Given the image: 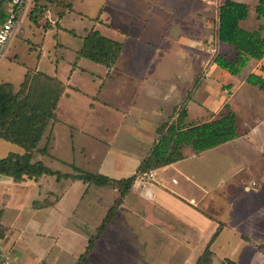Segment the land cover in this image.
I'll return each instance as SVG.
<instances>
[{
	"label": "crops",
	"instance_id": "0c3cea01",
	"mask_svg": "<svg viewBox=\"0 0 264 264\" xmlns=\"http://www.w3.org/2000/svg\"><path fill=\"white\" fill-rule=\"evenodd\" d=\"M7 1L1 5L3 10L6 9ZM74 1H71V7L66 8L65 12L73 10ZM161 1L145 0L146 6H138L141 10L147 8L146 12H141L146 14L143 16L144 19H140L143 15L139 13L140 11L134 8L129 10L127 3L120 0H114V4L107 6L110 12L115 14L116 25L105 18L101 20L100 16L90 17L96 21L90 28H85L80 35L81 45L83 34L91 29H96L104 35L97 25L110 31V36L104 35L105 37L122 43L117 59L110 66L95 62L102 65L103 70L97 71L95 66L86 64L87 61L92 60L76 57V52L81 46L75 51L74 60L68 64L65 63L62 69L61 63L53 66L51 72L34 67V73L40 72L56 77L64 86V91L54 110V117L39 144L40 148H46V153L39 154L38 159L44 160L47 157L65 166L72 165V172L62 173L76 174L77 170L85 171L79 163L72 162L76 155H82L83 159L88 162L90 158H86L87 155L90 156L93 153L92 150L95 149L87 142H83V139L86 135L93 133L100 135L102 127L106 129L111 122H114L117 124V129L114 137L111 138L108 151L114 150L121 156L119 164L115 165L118 173L116 176H110L100 171L106 155L98 161L99 170L96 172L112 178L128 177L137 171L141 160L149 152L157 137V127L161 123L176 120L182 110L185 113L184 123L211 120L225 110V104H229L236 115L239 136L218 146L224 147L231 142H237V145H241V149L243 148L247 153L252 152L248 154L249 165L253 166L251 172L258 170L257 167L261 169V166H264V130L261 128L264 120L256 113L252 114L253 117L246 116L239 121L237 104L236 101L233 102L236 97L239 98L241 89L245 91L244 96L248 97L243 98L244 101L250 103L251 89H256L264 95V91L245 80L250 73L264 78V55L260 59H249L240 73L231 74L215 64L213 49L205 51L202 48L205 38L203 29L201 28L199 34L188 30L192 22H198L200 26L203 24L205 10L203 0H195L194 7L185 0H172L171 3L164 0L165 4L160 3ZM235 1L248 5V16L241 21L243 27L254 30L261 26L264 29V16L257 17L255 12L258 0ZM222 2L223 0H215V29L218 24V8ZM160 4H162L160 13L164 16L159 12H154ZM250 5L254 8L252 15L249 14ZM51 9L50 12L44 13V16H49L50 24L47 28L43 27L41 18H37L36 22L39 20L45 31L55 28L54 36L57 37L59 31L70 29L61 24V17L64 13L60 16L58 8ZM156 13H158L157 21L154 15ZM1 17L4 15L0 14ZM252 19L256 21L253 25L250 23ZM147 20H152L155 27L159 29L155 30L153 26L148 27ZM134 21L139 23L136 24L135 30H132ZM131 22L133 24L129 29ZM192 32L195 33L192 34ZM215 37L217 38L216 34ZM162 42L167 48L166 54L159 53L160 49L156 51L159 47L157 44L161 45ZM55 44L58 45V49L69 48L63 43L58 44V41ZM44 49L43 45L37 47L39 55L43 58L46 52L43 51ZM75 62L76 65L73 66ZM196 78L198 86L195 85ZM10 83L14 84L17 89L20 82ZM220 92L228 94L223 101H218L223 97ZM252 110L251 108L248 113ZM255 111L259 112V108ZM239 123H248V125L242 128L238 125ZM60 124L69 127L68 136L63 133L65 151L70 156L68 158L59 156V145H63L56 142ZM75 132H77L76 135ZM0 142L5 149L12 148L10 152L23 153V148L13 142L2 138ZM213 149L215 147L196 153L187 146L183 149V158L155 168L151 179L143 180L140 177L141 174L138 175L131 189L124 195L117 211L93 243L86 256V262L83 264H194L207 249L211 256V252H215L213 246L219 239V232L222 228L220 226L215 232V206L218 202L215 199V164L208 170V160L205 158L208 156V151ZM251 159L255 161L252 162ZM257 162L260 163L255 165L254 163ZM53 170L59 171L57 168ZM121 172H127V175L124 176ZM23 177L0 172V182L13 183L14 181L15 188L17 186L30 187V191L33 189L36 194L35 198L34 195L31 196L32 199L28 195L25 205L15 206L16 211L11 216L1 217L4 207L0 208V248L9 250L19 264H49L58 258L57 254L50 259L44 258L39 252L34 253L33 245L28 239H24L22 233H18L26 228L24 219L27 216V209H30L28 211L30 213L35 209L43 210L42 217L51 213L49 231L57 244L55 251L57 247L60 249L58 241L60 236L70 234V229L75 235L87 236L85 250L88 240L96 234L107 210L119 195L117 188L112 186L111 195L107 201V195L102 192V186L96 185L101 190L92 191H95L94 198L95 200L97 198L96 205L99 207L92 213L90 208L93 207L84 206L79 209L78 206L95 184L84 183L80 179H66V177L56 179L53 176L51 180L54 183L53 189L46 190L45 193V183L49 182L48 179H44L46 176L36 179H23ZM79 181L83 183L84 190L79 197L74 198L70 211L65 212L62 209L63 202L70 188ZM34 199L40 201V204L38 202L33 210ZM104 209L103 218L98 224L96 219L99 215L95 212H101ZM141 220L145 227L153 226L149 234L157 236L156 241L150 239L146 244L144 240L139 241L135 237L143 232L139 228ZM77 223L81 226L78 227ZM55 227H59V230L55 231ZM89 235H91L90 238ZM126 243L132 249V256L129 259L124 258L122 254L123 244ZM102 246L108 247V250L106 251ZM99 250L104 255L98 263L95 262L93 256ZM146 251L153 252L152 256H147L144 253ZM48 259H50L49 263H45ZM212 261L210 259L208 264H212Z\"/></svg>",
	"mask_w": 264,
	"mask_h": 264
},
{
	"label": "rangeland",
	"instance_id": "374dc122",
	"mask_svg": "<svg viewBox=\"0 0 264 264\" xmlns=\"http://www.w3.org/2000/svg\"><path fill=\"white\" fill-rule=\"evenodd\" d=\"M67 1L68 0H34L32 10L34 12V8L39 9L43 6L40 9L41 14L37 18L42 19L41 23L43 24L44 28H47V26L50 24L48 18H44L45 10H50L53 7L56 9L58 8L59 11L62 10L64 14L61 17V24L70 30H74L75 33L72 34L70 31L68 32L64 30L59 31L56 35L57 37H55V28H50L48 31H45L40 25L39 20L36 22L33 20V18H29V15L24 17L16 36L13 38L6 55L3 57L4 59L2 58L0 60V83H19L25 77L26 70L31 69V73H34V67H37L42 71L51 72V70L53 71V66L61 63L62 69L65 63L68 64V62L74 60L75 51L81 46L80 35L83 33L84 29L90 28L96 21L90 17L100 16L101 20L105 18L108 22L114 25L117 24L115 14L110 12V9L107 7L114 4V0H75L73 2V10L65 12L61 8V4L63 3V5H65ZM120 1L127 3L126 6H128L129 10L134 8L136 11H140V14H143L141 12L147 11V8H142L141 10L138 7L146 6L145 0H134V2L133 0ZM167 1L169 3L172 2V0ZM165 2L166 1L162 0L160 3L165 4ZM185 2L190 4L192 7L196 5L195 0H185ZM197 6L199 9V1L197 2ZM103 7L104 10H102ZM203 7L205 9L203 24L200 26L198 22H192L189 25L190 27L188 30L196 31V33L199 34L201 33V28L203 29L205 38L202 48L205 51H211L213 49V54L215 56L217 54H229L231 56L233 53L230 48L220 43L215 37V0H203ZM160 10H162V4L157 6V9L154 12L160 13ZM253 10V6L250 5L249 14L252 15ZM84 14H87L88 16H85ZM160 14L164 16L163 13ZM144 15L146 14L140 16V19H144ZM154 15L157 21L158 13ZM1 21L2 20L0 18V23ZM147 21L149 22L148 27L153 26L155 30L159 29V27H155V25L152 23V20ZM255 22V19L250 21L252 25ZM138 23V21L137 23L134 21L132 30H135L136 24ZM132 24L133 22L130 23L129 29L131 28ZM97 28L101 29V32L104 35L110 36L109 30L104 29L100 25H97ZM194 33L195 32H192V34ZM262 34L264 35V29H262ZM56 41H58V44L63 43L69 48L66 50L58 49V45H54ZM41 45H43L45 48L43 51H46L44 52V58L43 56L39 55V52L37 51V47ZM157 46L159 47L156 49V51H159L160 49L161 51L159 53L166 54L167 48L163 45V42L161 45L157 44ZM86 64H88V66H95L97 71H101L104 68L102 65L96 64L93 61H87ZM195 81V85L198 86L197 78ZM220 94L223 97L219 98L218 101H223L228 97V94L223 92H220ZM244 94L245 91L241 89L238 95L239 98L236 97L233 101H236L237 104L239 121H242L243 118H246V116L253 117L254 115L252 114L256 113L258 114V117L261 116L264 120V95L256 91V89H251L250 103L248 101H244L243 98H248L245 97ZM251 108L253 110L248 113ZM256 108H259V112L255 111ZM64 125L65 124H60L59 126V133L57 135L58 139L56 141L57 144H63L65 142L63 133L65 136H68L69 134V127H65ZM238 125L243 128L244 126L248 125V123H239ZM261 128L264 130V121L261 123ZM116 129L117 124L111 122V124H109L106 129L103 127L101 128L100 131L102 133L100 135H95L94 133L86 135L85 139H83V142H87V144L95 148L92 150L93 153L90 156L87 155L86 157L90 158L89 161L87 162L86 159H83L82 155H76V157L74 156L75 160L71 161L74 162V164L79 163V166H81L85 171L96 173V171L99 170V167H97L98 161L104 155H106V160H103V167L100 169V171L107 173L110 176H116V173L118 172L115 169V165L119 164V158L121 156L114 150H111V152L108 151L110 149V143L112 140L111 138L114 137ZM76 134L77 132H75V135ZM11 150L12 148L10 147L9 149H5V146L0 142V157L9 154ZM59 152V156L62 158L70 157L65 151L64 144L59 145ZM248 154H252V152L247 153L243 148L241 149L240 144L237 145V142H231L228 146H218L215 147V149L208 151L207 155L209 157H205L208 160V170L215 164V199L218 201L217 205L215 206V232L217 228H220V226L223 228H221V232H219V239L215 241V245L213 246L215 252L211 250L212 252L210 257L213 260L212 264H264V166H261V169L257 167L258 170L251 172L253 166L249 165L250 159H248ZM42 161L46 166L52 169L57 168L61 172L73 171L72 165L65 166L47 157ZM253 161L255 160H252V162ZM259 163L260 162L254 164L257 165ZM254 168L253 170H255ZM121 173H123L122 175L124 176L127 175V172ZM140 177H142V175ZM23 179H30V177H23ZM44 179H48L49 181L48 183H45L44 186L46 193V190L50 191L53 189L54 183L51 181L53 180V176H46ZM62 179L64 180L65 178ZM226 180L227 182H225ZM13 184L14 181L13 183L0 182V208L4 207V212L1 217L13 215V213L16 211L15 206L25 205L28 195L30 198L32 195H34L35 198V190L32 189V191H30V187L23 188L21 186H17V188H15V184ZM94 189H102V192L107 195V201H109L108 199L111 195L110 190L112 189V186L103 185L100 189L95 184L92 185L88 194L85 195V199L79 203V209L84 206H91L93 207L90 208L92 213L98 209L99 206L96 205L97 198L96 200L94 198L95 191H92ZM83 190L84 185L80 181L70 188V192L65 198L62 206V209L65 210V212L70 211L71 206L74 203V198L79 197ZM88 201H90V203H88ZM33 202L32 208L34 210V208H36L38 205V202L40 204V201L34 199ZM29 210L30 209H27V216L24 219L26 228L23 231L20 230L18 233H22L24 239H28L29 243L33 245V252H39L44 258L47 257L50 259L57 254L58 258L54 262L51 261L52 264H74L77 261L79 254L84 250L85 239H87V236L79 234L75 235L70 229V234L60 236L58 239L60 249L57 247L55 251V246L57 244H55V238L50 235L49 231V229H51V226H49L52 217L51 213L42 217L41 214L43 210L41 211L35 209L34 211H31V213L28 212ZM104 212L105 209L101 212H95L97 215H99L96 219L98 224L103 218L102 215H104ZM77 224L76 225L78 227L81 226V222L80 224ZM151 227H145L143 220H141L139 228H141L143 232H140L138 236H134L139 241L144 240L146 244H148V240L150 239L156 241L158 237L149 234V231L152 230ZM58 230L59 227H55V231ZM90 237L91 235H89V238ZM189 244L188 246L190 247ZM102 247L105 248L106 251L108 250V247ZM102 247L100 248L102 249ZM123 247L122 254L124 255V258L127 257L129 259L130 256H132V249L127 246V243L123 244ZM100 250L99 252H95V256H93L95 262H101L100 258H102L104 255L102 252H100ZM144 253L147 256H152L153 254V252L149 251ZM50 259L46 260L45 263H49ZM15 260L18 261L17 259ZM106 261L109 262L108 260ZM124 262L127 263V261Z\"/></svg>",
	"mask_w": 264,
	"mask_h": 264
},
{
	"label": "trees",
	"instance_id": "16d2710c",
	"mask_svg": "<svg viewBox=\"0 0 264 264\" xmlns=\"http://www.w3.org/2000/svg\"><path fill=\"white\" fill-rule=\"evenodd\" d=\"M5 1L7 0H0V14H2L1 5ZM71 1L68 0L65 5L62 3L61 8L63 10L70 8ZM41 8H34V12L31 9L29 18L36 21L41 14ZM255 12L257 17L264 16V0H258ZM58 14L62 16L63 12L59 11ZM247 16L248 5L246 3L223 0L219 5L217 40L228 46L233 54L231 56L217 54L214 57V62L233 75L240 73L249 59H260L264 55V35L261 26L249 30L241 25V21L245 20ZM69 31L74 33L73 30ZM121 49V42L105 37L96 29H91L83 34L82 45L77 50L76 57L110 66L117 59ZM75 65L76 62L73 63V66ZM29 70L17 85V89L10 82L0 83V138L23 148V153L10 152L6 156L0 157V172L35 179L41 176H55L56 179L61 177L80 179L84 183L100 186L111 185L119 192L118 197L107 210L97 228L96 234L88 240L85 250L79 254L74 264L86 262V256L93 243L117 211V207L127 191L131 189L138 175L178 161L184 157L183 149L187 146L198 153L239 136L236 115L229 104H225V110L215 118L197 123H184L185 113L182 110L176 120L163 122L157 127V137L152 147L141 160L137 171L131 176L112 178L102 173L77 169L76 174L62 173L46 166L37 156L46 153V148H40L39 144L54 117V110L64 91V86L56 77L40 72L31 73ZM245 80L264 91L262 76L250 73ZM210 259V251L207 249L194 264H208Z\"/></svg>",
	"mask_w": 264,
	"mask_h": 264
},
{
	"label": "built area",
	"instance_id": "2783aa9c",
	"mask_svg": "<svg viewBox=\"0 0 264 264\" xmlns=\"http://www.w3.org/2000/svg\"><path fill=\"white\" fill-rule=\"evenodd\" d=\"M34 0H8L6 9H2V14L4 15L0 23V60L6 55L9 49V45L13 38L16 36L17 31L20 28V24L24 17L28 16L33 7ZM52 10V9H50ZM49 9L45 12H50ZM44 12V13H45ZM46 12V13H47ZM48 18L49 16H44ZM207 77V75H205ZM142 179H151L154 175V169L147 173H143ZM0 264H19L10 253L9 250H4L0 248Z\"/></svg>",
	"mask_w": 264,
	"mask_h": 264
}]
</instances>
